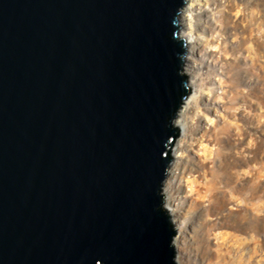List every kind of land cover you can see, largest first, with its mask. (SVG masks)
<instances>
[{
    "label": "water",
    "instance_id": "water-1",
    "mask_svg": "<svg viewBox=\"0 0 264 264\" xmlns=\"http://www.w3.org/2000/svg\"><path fill=\"white\" fill-rule=\"evenodd\" d=\"M184 2L0 0V264H175Z\"/></svg>",
    "mask_w": 264,
    "mask_h": 264
},
{
    "label": "rangeland",
    "instance_id": "rangeland-1",
    "mask_svg": "<svg viewBox=\"0 0 264 264\" xmlns=\"http://www.w3.org/2000/svg\"><path fill=\"white\" fill-rule=\"evenodd\" d=\"M213 3L204 5L196 16V27L203 40L193 48L197 63L192 68V75L197 78L194 87L190 74L181 71L188 87L186 97L200 78L203 97L196 103L202 114L196 115V109H192V125L196 124L192 129L194 133L204 132L205 141L212 145V156L202 161L187 146L184 172L170 180L176 205L185 213L173 223L164 203L166 193L170 194L164 180L160 184L162 207L175 228L170 241L175 264H264V0L259 5L253 0ZM235 9L251 23L250 30L243 31ZM254 20L262 23L261 31ZM199 116L207 118L203 117L200 126ZM172 128L176 137L170 146L164 178L182 133L180 127L172 124ZM243 147L247 150L243 151ZM203 172L208 176L211 192L215 190L224 198L221 206L207 216L203 210L208 201L195 198L186 183L193 174L202 177ZM209 224L216 235L208 233ZM224 231L227 241L218 235ZM176 235L180 242L175 247L172 241Z\"/></svg>",
    "mask_w": 264,
    "mask_h": 264
},
{
    "label": "bare ground",
    "instance_id": "bare-ground-1",
    "mask_svg": "<svg viewBox=\"0 0 264 264\" xmlns=\"http://www.w3.org/2000/svg\"><path fill=\"white\" fill-rule=\"evenodd\" d=\"M247 1H250V0H247ZM253 1H255V4H258V5L260 3V0H253ZM213 2H215V0H185L184 4L179 8L180 11L177 14V21H178L177 26L179 28L178 37H180L183 40L184 45H185V50H186V55H184L183 57L184 62L182 64L181 71L187 74L188 73L190 74L192 78L191 83L193 84V87L195 86V82L197 79L195 75H192V74H195L194 71H192V68H194L195 65H197V63L195 62V58L193 57V53L195 52L193 48L195 45L196 46L200 45L201 40H203L201 34L198 32L197 27H196V16L204 5H213L215 4ZM211 9L213 10V8ZM243 13H246L244 9H243ZM242 15L243 14L241 13L240 10L235 9V17L239 16V19L242 23L241 25H243V31H246L248 28L250 30L251 23H249L247 19L242 17ZM254 21H253L254 23L257 22L255 25H256V28H258V31H261L260 29H261L262 23L258 22L259 20L257 21L254 20ZM199 79L200 78H198V82L196 85L197 89L195 88L194 91H192L188 95V97H186L183 103V106H182V110H180L179 114L172 120V124L176 125L177 127H180L181 128L180 131L182 133L177 143V149L173 155L174 158L172 162L169 163V169L167 170L166 178L162 180H164L163 183H164L165 188L166 187L168 188L167 191H170V194L169 192L166 193L167 198L165 199L164 203L166 206L168 205L167 207H169V213H170V217L173 223L180 221L182 218V215L185 212L179 210V208L176 205L177 203L175 202V198H174L176 197L175 189L173 188V186L170 187V180L176 179L177 177L181 176L182 173L184 172L185 162H188L187 153H186L188 150L187 146L190 145L193 148L191 151L197 152V154L200 157H202V161L206 159L208 160L212 156L211 154H212L213 148H212V145H209L205 141L206 138H205L204 132L201 131L199 133H194L192 129L193 127L196 126V124L192 125L194 123L193 122L194 115L191 114L192 109L193 108L196 109V115L202 114L200 110V106L196 103L199 99L203 97V94L200 91V89H202V84H200ZM203 117L204 119L207 120L205 116H199L198 123L201 122V120H203ZM199 126H200V123H199ZM246 150L247 148L243 147V151H246ZM201 176L202 177L196 174H193L192 178H189L186 180V183H187V187L189 185V191H191L195 195V198H197L200 201L204 199L208 201L207 207L204 208L203 210V215L207 216L208 214H210V211H214L215 208H219L221 206V202L224 198L223 196H220L218 192H214L215 190L211 192L208 176L204 172ZM164 191L166 192V190ZM212 214L214 215V213ZM218 223L219 222L214 221V224H218ZM212 226L213 225L211 224L207 225L208 233H213V231L211 230ZM225 234H227L225 233V231L224 233L220 232L218 234L220 239H222L223 241L225 239L227 241V235ZM179 242H180V236L176 235L173 238L172 243L176 247V244Z\"/></svg>",
    "mask_w": 264,
    "mask_h": 264
}]
</instances>
